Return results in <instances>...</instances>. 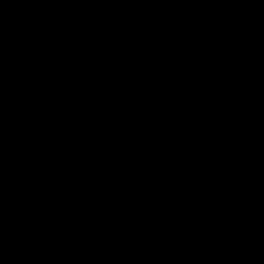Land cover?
Returning <instances> with one entry per match:
<instances>
[{"label":"water","instance_id":"water-1","mask_svg":"<svg viewBox=\"0 0 264 264\" xmlns=\"http://www.w3.org/2000/svg\"><path fill=\"white\" fill-rule=\"evenodd\" d=\"M0 264H264V0H0Z\"/></svg>","mask_w":264,"mask_h":264}]
</instances>
